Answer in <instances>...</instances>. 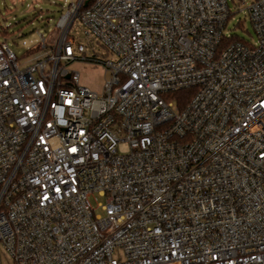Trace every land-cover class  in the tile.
<instances>
[{"label":"built area","instance_id":"built-area-1","mask_svg":"<svg viewBox=\"0 0 264 264\" xmlns=\"http://www.w3.org/2000/svg\"><path fill=\"white\" fill-rule=\"evenodd\" d=\"M247 12L256 43L227 0H72L26 64L0 41V264H264V0Z\"/></svg>","mask_w":264,"mask_h":264},{"label":"rangeland","instance_id":"rangeland-1","mask_svg":"<svg viewBox=\"0 0 264 264\" xmlns=\"http://www.w3.org/2000/svg\"><path fill=\"white\" fill-rule=\"evenodd\" d=\"M72 0H0V26L8 29L6 40L16 52L21 64L29 62V56L25 55L27 46L41 39V34L50 38L57 30V22L62 12ZM231 9V16L225 28V34L238 36L251 43L258 40L253 22L247 12L252 0H227ZM5 40L0 33V41ZM73 69L81 73V82L88 84L94 90H100L103 82L108 78L101 64L91 62H75ZM93 207L99 202H104L100 196L90 197ZM99 212L100 209H97ZM3 249L1 248V251ZM3 252V251H2ZM4 264H8L6 255L2 253Z\"/></svg>","mask_w":264,"mask_h":264},{"label":"trees","instance_id":"trees-1","mask_svg":"<svg viewBox=\"0 0 264 264\" xmlns=\"http://www.w3.org/2000/svg\"><path fill=\"white\" fill-rule=\"evenodd\" d=\"M0 33L3 34V36L6 37L8 36V29L4 26H0ZM231 40H242L243 38H240L238 36H234L231 35ZM194 90L193 89H182V90H178V91H172L168 93V99H172L175 101V103L179 106V107H183L187 101L189 100V98L191 97V95H193Z\"/></svg>","mask_w":264,"mask_h":264}]
</instances>
